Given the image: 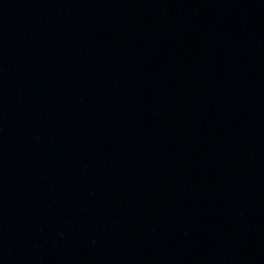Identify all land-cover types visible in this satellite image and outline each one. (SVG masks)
Here are the masks:
<instances>
[{
  "label": "water",
  "instance_id": "1",
  "mask_svg": "<svg viewBox=\"0 0 264 264\" xmlns=\"http://www.w3.org/2000/svg\"><path fill=\"white\" fill-rule=\"evenodd\" d=\"M0 264H264V0H0Z\"/></svg>",
  "mask_w": 264,
  "mask_h": 264
}]
</instances>
